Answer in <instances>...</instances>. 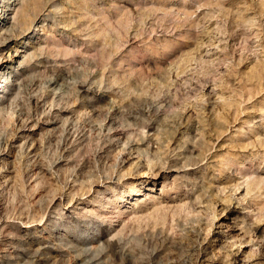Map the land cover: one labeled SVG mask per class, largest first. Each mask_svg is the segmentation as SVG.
Returning a JSON list of instances; mask_svg holds the SVG:
<instances>
[{"label": "rangeland", "instance_id": "1", "mask_svg": "<svg viewBox=\"0 0 264 264\" xmlns=\"http://www.w3.org/2000/svg\"><path fill=\"white\" fill-rule=\"evenodd\" d=\"M7 1L0 22L11 14ZM38 9L24 35L12 18L0 30L9 43L0 60L15 70L0 75V246L16 249L13 263L26 262L20 249L45 245L64 253L43 264H78L86 251L87 260L96 257L88 264H264V229L252 246H229L224 225L240 224L245 209L217 206L215 215L196 207L201 188L234 203L213 190L212 179L223 176L209 163H231L232 178L242 170L264 180V144L255 136L264 135V0H39L31 11ZM23 52L30 55L20 67ZM185 109L193 113L183 117ZM181 120L194 129L178 128ZM109 124V134L121 135L111 148ZM197 128L211 142L202 160L201 147H178ZM143 137L140 149L151 157L165 150L190 158L150 175L136 168L132 150L117 166L123 141ZM135 202L149 207L121 213ZM189 228H200V251Z\"/></svg>", "mask_w": 264, "mask_h": 264}, {"label": "bare ground", "instance_id": "2", "mask_svg": "<svg viewBox=\"0 0 264 264\" xmlns=\"http://www.w3.org/2000/svg\"><path fill=\"white\" fill-rule=\"evenodd\" d=\"M38 1L39 0H11V1H7L6 2L7 3L6 8L8 10V13L11 12V14L8 15L6 19H2V21L0 22V26H1L0 30L1 29H5V27L8 24L10 25V23H9V22H11L10 18L13 19L12 20L13 23L19 22L18 24L22 25L21 29L19 31V34H21V35H24L26 33L25 30L30 28L31 26H36L38 21H39V17H40V14H41L40 12L41 11H39V9H38V10H35V11L32 12L31 8H32L33 5L37 4ZM7 40L8 39L0 40V57H2L1 55L3 53L2 52V50H3L2 45L4 44V45L7 46L9 44L7 42ZM22 43H26L27 44L28 42H27V40H22L21 44ZM15 48L17 49V47H15ZM19 51H21V49ZM22 51H25V49L24 50L22 49ZM19 54H21V53L19 52ZM28 55H30V54H26L24 52L22 53V60L18 64L20 67H22L23 61L25 60L26 56H28ZM8 68H9V70H8ZM6 70L9 71L8 74H10L11 72L15 71L12 67H10V65H8V63H5L2 60H0V75H1V73H4ZM1 86L2 85H0V88H1ZM63 110H64V108L61 110V112ZM190 110L191 109L183 110L181 115L183 117H186V115L189 116L191 113H193V111L191 112ZM179 123L180 124H178V128L182 127L184 129L185 128L186 129H190L191 131L194 129V128L193 129L190 128V126L186 127V124L182 123V120ZM23 125L24 126L21 125L22 127L18 128V130H19V136H21L23 138V141H21V142H23V144H25V143H27V139L26 138L28 136V131H23V129L28 130L29 128L28 127L26 128V126L29 125V123L24 121ZM30 125H32V124H30ZM175 127H176V125H175ZM258 127L259 126H256V125L254 126V124H253L252 126H250L249 130L251 132H255V130H256V132H258L257 131ZM111 129H112V125H110V124L107 126L106 130L103 129V130L106 131L105 132L106 136H109V138L106 140L107 141V146H106L107 148H111L113 146L118 145L119 139L121 137V135L118 134V132H114L113 134H109V131ZM201 131H202L201 128L199 130L197 128V130L195 132H193L192 135H190V138H188V140L184 141L185 143L183 145H181V146L177 145L179 148L180 147L182 148V151H187L188 153L190 152V154H192V152L194 153L196 151H200V147H201V151L200 152L202 154V157L200 158V160H202V159H204L206 157V152L209 151L210 148H211L209 146V144L211 142H209V140H205L206 137L203 136ZM206 132H208V131H206ZM210 136H209V139H210ZM255 136L257 137V141L259 143H261V145H263L264 144V135H260L259 133H256ZM62 139H63V137H62ZM66 139H67V137H66ZM13 141L14 140H12L11 138L9 140H5V145L6 146H11L10 144L11 143L13 144ZM144 142H145L144 137L140 138L138 140H134V141H123L121 147L118 148V150H116V154H115L116 160L118 162L117 166L120 165V164L122 165V163L125 162V160H127L129 158V156L132 155V150H134L136 152V155H133V157L132 156L131 157L136 159V161H135L136 168H139V169L141 168V170H145L144 172H148L150 175H157L158 172H159V168L162 166V164L168 163L169 161H172L173 158H177L179 156H182V154H183V152H179V153L176 152L177 153V154L175 153L176 156H170L169 152H165V150H164L162 152L163 156H155L154 154H152L153 157H151L150 156V152L151 151H149V149H147V148L144 149V152H142L141 149H140V144H144ZM165 146H166V151H168L169 144H166ZM175 148H177V147H175ZM155 149H156V147H155ZM19 152L23 153L22 151H19ZM33 152H34V150H33ZM27 153L29 155V152H27ZM30 153H32V152H30ZM30 156L33 157V160L37 159L35 153L33 155H30ZM23 157H24V155H23ZM25 157H26V155H25ZM32 157H30V158H32ZM182 157H185L184 159L187 160L188 158H190V155H186L185 156V154H184V156H182ZM30 158H29V160H31ZM189 164H193V162L189 163ZM209 164H210V167H209L210 171L216 173L217 175H222L223 176L222 178H217V179L213 178L212 179V183L213 182L215 183V187H214L213 190H215L216 193L220 194V195L221 194L224 195L225 193H228L227 195L229 196V198H233L234 199V203L231 204V202L228 201L225 204V203H223L222 199L218 198V197H216L215 199H209V196L212 195V193L209 194L210 192L208 191V189L201 188L199 194L196 196V199L199 200L200 204L202 202L203 205H199V206H196V207L198 209H199V207L203 208L204 210H207V211L211 210V212H213L212 214L216 215L217 211L215 210V208L217 206H221V208H220L221 210L222 209L223 210L227 209L228 212H232L234 210H237L238 206L240 205L241 209H245V212H244V215H243L244 219H242L243 221H241L240 224L237 223V224L230 225V226L224 225L225 227H229L231 229L230 231L227 232L226 237L231 239V243L229 244V246H231V247L233 245H236V244L240 245L241 243H249L250 246H252L253 244H255L254 239L258 238V233L257 232H259V231L264 229V225H263V223H264L263 207H258L257 206V202L258 201L256 199V196L258 195V193L260 191L259 190L260 187H261L260 185L264 183V180L262 179V177H258L256 174H253V173L250 174V173L242 171V170L236 171V174H239L240 176H236V174H235V175H233V178H232L230 176L229 171H226V170H229L228 168H229L231 163L229 164V163L224 162V161H216V162L209 163ZM186 165H188V163H186ZM40 166L39 165L37 166V164H35L34 165V169H38L39 172H42L43 169ZM165 167L172 169V167H170V166H164L162 169H164ZM180 168L184 169V170L187 169L185 167V165H182V167H180ZM155 170H157V171H155ZM11 171H13V170H11ZM104 183L101 182V184H104ZM97 184H100V182H97ZM149 189H150V187H149ZM257 189L259 191H257ZM131 190H135V189L131 188ZM219 197H221V196H219ZM64 198H65V193H64V195L60 196L61 200H63ZM144 198L154 199V197H150L149 198L148 192L144 193ZM60 199H59V201L61 202ZM208 201H209V203H208ZM152 202H153V200H152ZM258 204H259V202H258ZM136 205L137 206L135 207V209H131L130 211H129V209H125L121 213L127 212V215H129V213H133L136 210H140L142 208V206L145 209H147L149 207V205H147V204L142 205V204H140V202H137ZM157 205H158V201H154L153 204H150L151 207H155V208H156ZM209 205H211V206H209ZM197 208H195V209H197ZM189 212H191L192 214L195 212L193 206L189 209ZM207 214H208V212H207ZM248 215L250 216V220L245 219ZM199 218H201V217H199ZM213 221H214V218H212V222H211L212 224H213ZM192 226H194V225H192ZM121 227H123V226L121 225ZM1 229H2V226H0V232H1ZM183 230H184V228H183ZM187 230H188V234H190L191 236L193 235L192 237H195V239L197 241L196 245H198V247H199L198 250L200 251L202 249L201 248L202 247V245H201L202 240L200 239V231H199L200 228H189ZM232 231L235 232V233H232ZM185 237L186 236H184V238ZM111 238H113V236ZM189 239H190V237H189ZM45 249L48 250L49 252H51L52 254L47 253ZM20 251H21L20 253H22L23 256H28L25 259L26 262L24 264H43V263L47 262L51 257H53V256H55L57 254L64 253V248L61 247V246H53V247L50 248L48 246L41 245L40 247L34 249L33 251H31V249H20ZM237 251H238V248H237ZM87 252L88 251H86L84 254H87ZM236 252L233 253V255H235L234 261L236 260ZM16 254H18V253L16 252L15 248H12L11 250H8V249H5V248H1V246H0V264H15V263H13L12 259H14L16 257ZM84 254L81 255L76 260L78 264H88L89 261L96 259V257L94 258V257L91 256L90 259L87 260L85 258V256H84ZM259 254H261L260 259H264V252H262V253L259 252ZM213 262L214 261L210 260V262L208 264H213ZM98 263H99V261H97L95 264H98Z\"/></svg>", "mask_w": 264, "mask_h": 264}]
</instances>
